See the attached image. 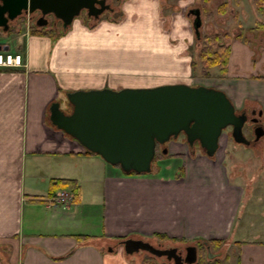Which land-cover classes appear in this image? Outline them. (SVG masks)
Here are the masks:
<instances>
[{
    "label": "crops",
    "instance_id": "crops-1",
    "mask_svg": "<svg viewBox=\"0 0 264 264\" xmlns=\"http://www.w3.org/2000/svg\"><path fill=\"white\" fill-rule=\"evenodd\" d=\"M105 1L117 11L128 8V14L120 11L119 26L105 23L102 15L97 20L83 17L52 34L49 28L39 30L33 25L17 32L15 22L10 25L14 31L9 35L16 30L15 38H10L11 47L0 43L1 50L7 46L5 51L19 54L22 61V67L0 68V264H142L143 255L126 257L118 246L129 238L164 247L192 245L196 247V259L200 244L212 255L222 254L221 262L232 247L235 264H264L260 251L247 245L241 249L239 242L228 236L234 233L235 203L242 189L229 181L222 156L215 154L208 159L197 150L192 155L183 140L177 139L166 145L168 156L179 155L183 161L176 168V177L158 174L161 166L148 174L125 175L50 127L47 118L49 105L62 101L64 93L75 89L118 90L123 85L134 87L137 81L139 87L143 80L165 79L167 83L178 75L173 84L218 89L236 110H259L264 123V26L257 24H264V20L245 27L247 22L251 24L246 18L251 8L259 15L255 11L257 0H220L218 5L213 4L216 9L225 2L234 10L228 17L230 23L221 24L225 32L232 27L231 34L219 32L229 47L226 71L223 77H210V83L190 68L194 60L190 52L196 41L186 40L193 37L187 30L189 19L179 14L181 8H195L196 1ZM139 19L149 36L138 37L136 48L145 44L148 54H167L181 66L173 73L167 70L170 63L163 61L161 70L150 75L126 74L124 77L130 80L125 81L114 77L115 72H96L109 63L94 58L103 51L92 44L100 45L99 39H105L102 35L94 37L95 29L113 31L106 41L111 44L116 39L115 31ZM90 22L93 24L86 26ZM239 30L247 32L249 44L245 37L236 38ZM149 38L155 46L149 47ZM3 39L0 36V42ZM253 57L260 74L249 69L254 66ZM116 62L112 61V70H117ZM155 75L163 77L152 78ZM164 170H169L167 163ZM55 180L75 182V194L64 189L53 193L68 191L71 202L47 206V199L53 196L48 186ZM158 238L162 243L155 240ZM219 241L217 250L210 249L212 242ZM156 260L169 264L164 259Z\"/></svg>",
    "mask_w": 264,
    "mask_h": 264
},
{
    "label": "water",
    "instance_id": "water-1",
    "mask_svg": "<svg viewBox=\"0 0 264 264\" xmlns=\"http://www.w3.org/2000/svg\"><path fill=\"white\" fill-rule=\"evenodd\" d=\"M94 4L101 7L104 0H0V29L5 33L8 23L26 13L39 14L37 27L45 26L44 17L51 15L65 29L80 10L87 9L88 16L97 17L105 9L92 15L90 9ZM189 15L194 37L198 39L201 26L198 9L188 10ZM245 119L244 114L234 113L223 92L185 84L68 92L62 101L48 107L51 127L106 164L117 166L123 173L135 174L149 173L155 146L175 139L180 133L187 145L197 142L208 158L214 155L221 131L227 127L235 144L248 145L242 135ZM262 136L264 131L256 126L253 141ZM121 245L126 255L143 251L153 257H164L172 264H194L196 260V250L191 246L185 247L181 256L175 247L159 249L140 240L128 239Z\"/></svg>",
    "mask_w": 264,
    "mask_h": 264
},
{
    "label": "rangeland",
    "instance_id": "rangeland-1",
    "mask_svg": "<svg viewBox=\"0 0 264 264\" xmlns=\"http://www.w3.org/2000/svg\"><path fill=\"white\" fill-rule=\"evenodd\" d=\"M110 2L112 5L115 4L112 1ZM219 2L220 0H212L210 2L209 10L211 12H215L214 11L215 7L213 6V4L215 3L216 5ZM230 6L231 7L228 8L229 9L228 13L223 16H214L213 19L209 21L201 20L200 35L212 34L214 32H218V34L221 35V33H219L220 30L221 32L223 31L225 32L226 29L223 30V28L221 27V24L230 23V20H228V17L231 16V14L233 13L232 10H234V6H232V4H230ZM261 6L264 9V2L262 3ZM185 9L186 8L180 9L179 14L182 17L184 16ZM112 11L114 12L112 13L104 12V14H102L101 16V20L105 21V23L109 25L116 24L118 26L122 23V22L120 23V20H121L120 11L122 13H125L126 11L127 14L129 12L128 8L126 7H125V11L124 10L117 11L115 8H112ZM83 17H85L84 19L86 21L87 19L91 20V18H87V12L85 11L80 12L78 15L74 17L73 20L76 21L77 19H80ZM246 18L251 21V24L249 25L247 22V24H245V27H253L254 21L262 22L264 20L261 16L256 15L254 13L253 8H251ZM22 20L23 19L18 21L16 19V24L14 26V29L19 28L17 32H19L20 29H23V26H25L26 28H30V25L35 26L34 25L35 20L32 21L29 18L28 23H25V19L23 21ZM45 20L46 22H48L49 26L43 27L44 30L49 28V30H52V34L61 30L60 21L55 20L49 15L45 17ZM189 21H190V18H189ZM129 22H130V18H129ZM189 23H188L187 30L188 32L191 33ZM92 24L93 23L90 22L86 26L89 27V25L91 26ZM231 28L232 27H228L227 32L225 33H229L228 35H230L231 31H229V29L231 30ZM147 29L148 28L145 26L144 22L141 19L135 20L129 23L126 28L115 31L116 39L114 40V42H112L111 44H106V41L111 39L108 37L113 36V31H108L106 28L101 29L97 27L95 29V32L93 33L94 37L98 35H102L105 39H102V41L101 39H99L100 45L92 44V47L101 48V50L103 51V52H100V55L96 54L94 58L100 59L101 62H105L109 64L105 67V69L103 70L98 69L96 72L101 73L105 71L110 74L115 72L113 73L114 77L117 76L118 79H123L125 81V80H130L124 77L126 74L131 73V74H138V75H141V74L150 75V73L152 72L159 71L161 70L160 63L165 61V63H168V62L170 63V66L167 67V70H170L174 73L176 69L181 66L180 62L174 61L167 54L165 55L148 54V50L145 49L146 47L145 44H143L141 49L136 48L138 37L148 38L149 35L147 36L148 34ZM239 32H240V35L237 36L236 38L240 36L241 38L245 37L247 40V43L249 44L248 39H247V32L244 30H239ZM253 32L256 33V30H254ZM257 32L259 31L257 30ZM14 33H12L11 35L3 36L4 39L0 43H3L4 45H8L11 47L10 38H13L14 36H16V34ZM60 36H61V33L58 35V37ZM150 39L151 38L148 39V41L150 42L149 47L155 46L156 43L151 42ZM193 39L194 38L192 37L186 40L193 41ZM228 40L229 41L227 42L228 44H230L231 39H228ZM254 43L256 45V42ZM198 50H199L198 44L195 42V47H192L191 52H190V54L192 55L194 59L196 58L195 56ZM113 60L117 61L115 64V69H117L118 71L112 70L114 69L111 66V63ZM240 60L242 62V59ZM252 61L254 62V66H250L249 69L256 72L257 74H260L261 72L257 71V65H258L257 59L253 57ZM137 69H139V71H137ZM250 70H247V71L250 72ZM212 71H210L209 74ZM256 73L255 74L252 73V74L257 75ZM161 77L163 76L155 75V77H152V78L160 79ZM174 78L168 79L167 83H164L166 82L165 79L156 80L154 82L152 81L150 82L149 80L147 81L143 80V82H140L143 85H140L139 87H137L139 85L137 81L136 82L137 84L134 87H126L123 85L121 89H150V88H155V87L164 86V85H172L173 82L179 78V76L174 75ZM141 79H150V78H141ZM206 79H208L206 80L207 83H210V77ZM207 83L204 81L203 84H207ZM105 89H108V88H105ZM121 89H118V90H121ZM91 90H100V89H86V90L75 89L70 92L91 91ZM66 112H68V108ZM227 132L228 130H226L224 136L222 135H221L222 137L220 136L218 140L219 141L218 150L216 151L215 154H217L216 157L222 156V158H224V166L227 168L226 172H227V176L229 177V181L233 182L234 184H236L238 187H241L242 189V194L240 195L239 200H238L239 202L235 203L236 211H235L234 233L233 235L229 234L228 236L231 237L233 241L239 242L238 243L240 246L239 248L241 249L245 248L244 246L246 245L253 246L254 251H260L261 255L264 257V138H261L255 146H249V147L240 146V145L236 146L230 141ZM223 133L224 131L221 132V134ZM170 143L171 142L167 143V145H169ZM166 154H169L168 150H166ZM164 155L165 154L161 153V157H164ZM161 160L162 161L159 160L157 162H152V167L153 165L161 166L160 168L163 169V170H160L158 174L160 175L169 174L171 176L174 175V177H176V174H178V171L176 168L178 166L181 167V165H183L182 159L180 157L166 156L165 158H162ZM166 163L169 166V170H164V166ZM199 185L202 186L203 184L200 182ZM155 240L159 243H162V241H160L159 239H155ZM169 241L170 240H168V242ZM171 242H174V241L171 240ZM210 249H213V247L210 246ZM121 251L124 256L128 257V255L124 253V250L121 249ZM216 254L213 256L217 259H219L222 256V254L221 255H218V253ZM138 255H143V257H148L147 254L145 253H138ZM226 255H227V259L222 261L221 262L222 264H235L236 263L235 262L236 252L234 251L232 247L227 250ZM149 258L151 262L149 263L142 262V264H150L152 262L158 264L157 262L158 260H156L155 258L153 259L150 256Z\"/></svg>",
    "mask_w": 264,
    "mask_h": 264
},
{
    "label": "trees",
    "instance_id": "trees-1",
    "mask_svg": "<svg viewBox=\"0 0 264 264\" xmlns=\"http://www.w3.org/2000/svg\"><path fill=\"white\" fill-rule=\"evenodd\" d=\"M197 2L198 9L201 12V18L204 21L212 20L213 17L223 16L228 7L225 2H222L219 6L214 10L215 12H211L209 10L210 0H194ZM263 0H257L255 11L264 19V9L262 8ZM215 14V15H214ZM259 26L263 27L264 24L257 23ZM224 35H219L218 33L205 34L200 35L198 44L199 50L197 52L196 58L190 62V68L193 73L202 78L208 77H223L226 71L227 58L229 54V47L224 44ZM211 69V70H210ZM213 70V71H212ZM212 71L210 74L209 72ZM90 154L89 152H87ZM179 156V155H177ZM161 153L155 151L154 158L152 162H157L161 160ZM134 173H128L125 175H131ZM58 189L68 190L72 194L76 193L77 186L72 180H55L51 181L48 186V191L53 194ZM162 240V238H158ZM214 250H217L221 242H212L210 244ZM212 249V250H213ZM207 249L204 250L199 244V256L196 259L194 264H222L221 261L215 257L211 258L212 254L206 255ZM151 262L149 257H144L143 263Z\"/></svg>",
    "mask_w": 264,
    "mask_h": 264
},
{
    "label": "flooded vegetation",
    "instance_id": "flooded-vegetation-1",
    "mask_svg": "<svg viewBox=\"0 0 264 264\" xmlns=\"http://www.w3.org/2000/svg\"><path fill=\"white\" fill-rule=\"evenodd\" d=\"M102 8H105L103 11H107L109 9L105 5L100 7L98 4H94L91 7V9H90V10H92V11H90V13L92 15H95ZM84 11L86 12L88 10L87 9H82V10L79 11V13L80 12H84ZM241 113L244 114L245 117H246V119L244 121V124L242 126L243 135L249 141V143H248L249 146H255L258 143L259 139L257 141H253V139H254L253 130L256 128V126L260 125V123H261V113H260L259 110L255 109V108H251V109H248V110L245 109V110L237 111L236 114L239 115ZM142 242H144V241H142ZM178 252L181 254V256H184V254H185L184 253V248L178 249Z\"/></svg>",
    "mask_w": 264,
    "mask_h": 264
},
{
    "label": "built area",
    "instance_id": "built-area-1",
    "mask_svg": "<svg viewBox=\"0 0 264 264\" xmlns=\"http://www.w3.org/2000/svg\"><path fill=\"white\" fill-rule=\"evenodd\" d=\"M20 66V58L19 56H11V55H1L0 54V67H14ZM67 195L64 193L57 194L53 199L52 202L56 204H63L68 202Z\"/></svg>",
    "mask_w": 264,
    "mask_h": 264
}]
</instances>
